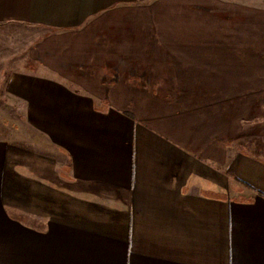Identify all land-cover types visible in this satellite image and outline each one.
<instances>
[{
    "label": "crops",
    "instance_id": "1",
    "mask_svg": "<svg viewBox=\"0 0 264 264\" xmlns=\"http://www.w3.org/2000/svg\"><path fill=\"white\" fill-rule=\"evenodd\" d=\"M0 26V264H264V156L223 144L264 117V0H0Z\"/></svg>",
    "mask_w": 264,
    "mask_h": 264
},
{
    "label": "rangeland",
    "instance_id": "2",
    "mask_svg": "<svg viewBox=\"0 0 264 264\" xmlns=\"http://www.w3.org/2000/svg\"><path fill=\"white\" fill-rule=\"evenodd\" d=\"M153 4V3H152ZM136 8L135 11H139V9ZM146 9V8H145ZM152 10V9H151ZM170 18H169V17ZM175 14H171V15H167V23H172L174 26L175 23ZM181 24V25H180ZM182 24L184 26H186L184 23L179 22L178 25L179 27H182ZM171 25V24H170ZM8 26H0V28H7ZM10 27V26H9ZM16 27H22L17 25ZM24 27V26H23ZM19 29V28H18ZM23 31V29H22ZM24 34L22 35H6V43L9 45H14V44H25L30 42V40H32V36L30 31H23ZM125 70V69H124ZM141 69H135V74L136 76H138L139 78V83L143 84L142 81L144 82V85L146 88L148 87V89H154L156 91H159L160 89L162 90V88H165V91L168 92L169 90H172L171 85L169 84H162L161 80L163 79V74H156L154 75L152 72V68L148 69L150 70L152 73H147V71H145V73L139 72ZM120 71H122V69H120ZM155 77H154V76ZM157 76V77H156ZM148 82V83H147ZM146 83V84H145ZM169 91L166 95H170ZM169 97V96H168ZM157 103H162V104H167L168 109L171 108L172 106H176L179 108L180 111H184V110H192L194 111V109L196 107H198L199 109L203 110L204 108H206L208 101L207 100H194V101H186V100H167V101H156ZM176 104V105H175ZM263 121L262 125H251V124H256V122H261ZM246 123V127L247 129L243 130V131H231V138L226 137L224 140V142L222 140H219L220 138L216 137L215 141L216 142H223V144L229 142V148H227L226 150L228 151L229 154H231L232 156H234V154H238L239 152H245L246 154H252V155H258V156H264V117H257L256 121L253 119L251 120L250 118L247 120Z\"/></svg>",
    "mask_w": 264,
    "mask_h": 264
}]
</instances>
